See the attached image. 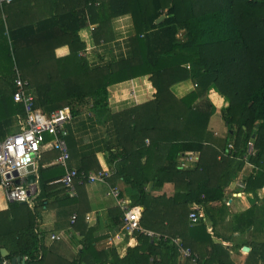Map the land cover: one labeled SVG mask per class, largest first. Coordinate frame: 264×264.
<instances>
[{
    "label": "trees",
    "instance_id": "trees-1",
    "mask_svg": "<svg viewBox=\"0 0 264 264\" xmlns=\"http://www.w3.org/2000/svg\"><path fill=\"white\" fill-rule=\"evenodd\" d=\"M25 2L32 10L38 7L42 17L23 10ZM5 13L6 22H0V134L3 121L24 118L23 106L13 98L17 67L44 113L69 107L74 117L92 113L111 119L115 139L106 148L107 166L132 191V204L143 208V228L181 238L205 264H234L228 250L213 243L205 221L191 226L189 214L199 204L217 225L226 189L245 167L250 141L256 155L250 159L252 174L243 179L244 191L264 205V0H13ZM125 15L132 17L136 31L133 57L91 68L86 48L110 40L112 20ZM91 24L96 25L93 33ZM63 47L68 53L59 56ZM145 75L157 91L154 100L111 113L109 88ZM188 83L193 88L178 96L176 87ZM211 91L228 104L221 111L228 130L223 141L210 130L216 112ZM188 152L199 153L198 161L182 168L180 160ZM78 170L89 172L83 165ZM167 184L174 185V193L156 194ZM52 196L57 197L51 202ZM33 199L25 207L12 203L10 211L16 208L21 218H7L10 211L0 214V264L14 257L27 258L26 264L46 263L39 214L51 203L67 218L71 206L78 211L70 226L80 232L83 247L65 264H182L174 245L139 232L127 234L137 245L124 256L115 244L100 248L79 207L82 200L61 184L41 182ZM215 201L223 202L218 210L208 206ZM21 208L29 213L27 224ZM111 214L122 231V212L118 208ZM247 217L254 218V209L238 218ZM252 225L250 220L247 227ZM204 244L211 247L208 257ZM3 248L10 253L5 259ZM257 249L264 250V244L253 253Z\"/></svg>",
    "mask_w": 264,
    "mask_h": 264
},
{
    "label": "crops",
    "instance_id": "crops-1",
    "mask_svg": "<svg viewBox=\"0 0 264 264\" xmlns=\"http://www.w3.org/2000/svg\"><path fill=\"white\" fill-rule=\"evenodd\" d=\"M7 4V2L0 0V22L2 20L6 22L5 6L7 7ZM22 9L33 11L35 19L42 17L38 7L32 10L26 2L22 5ZM95 28L96 25L91 24L89 26L92 33ZM111 30L112 38L110 40L100 39L99 42L93 41L86 48L84 56L91 68L104 67L133 57V38L136 36V31L132 17L125 15L113 19ZM67 53L68 49L65 47L57 50L59 56H65ZM192 88L193 85L191 83L178 85L176 93L178 96H183ZM109 91L110 109L113 114L153 101L157 92L149 75L118 83L111 86ZM210 100L216 108V112L211 118L210 130L215 131L218 137L224 135L227 131V128H224V131L222 129L224 121L221 117V111L228 104L215 91L210 92ZM217 116H219L220 120H216L215 117ZM22 125L23 118L20 119L19 117L3 121L4 130L0 134V141L4 140L8 135L18 132ZM68 130L69 166L71 168L79 169L83 165L89 168L91 172L110 170L106 162V148L115 139L113 123L110 118L95 116L92 113L82 114L73 118ZM217 140L220 141L219 137ZM49 141H51V137H47V142ZM93 156H96L97 160L93 159ZM56 158L57 153L49 150L45 145L35 166V174L37 176L36 196L40 192L41 182L46 183L48 186L61 184L59 181L63 178L65 171L55 164ZM83 160L85 161L83 162ZM98 164L99 167L101 166L100 169L97 168ZM252 171L253 168L244 167L239 177L226 189L225 211L216 215L217 225H213L212 221L207 219L205 209L202 212L205 223L208 225L212 235L213 243L221 244L225 247L234 264H264V250L257 249L253 253L254 247L259 248V245L264 244V205L262 201L258 202L251 194L246 193L245 189L239 186L243 179L252 174ZM79 186H82L79 188L81 192L77 189L78 196L75 198L82 200L79 207H83L85 222L89 229L93 230L92 236L96 239L97 245L100 248H107L109 239H112V245L115 244L119 255L124 256L129 247L137 245V241L128 239V235L123 230H120L119 225H116L111 212H118V206L116 199L111 195L110 187L118 188L122 197L128 199L131 198L132 191L122 181L114 178V175L109 179L108 184L97 183ZM164 192L167 194L174 193V185L167 184L164 188L158 190L156 194L159 195ZM261 196L264 198V192L261 193ZM56 197L52 196L51 202ZM34 204H37V202ZM25 206L26 204H20V207ZM208 206L218 210L223 206V202L215 201ZM11 208L12 203L8 201L6 192L0 184V214L10 211ZM70 208L74 209L71 217L74 214H78L76 206H71ZM251 208L254 209V218H238ZM23 210L28 215V218H24L25 224H27L29 213L25 209ZM64 210L67 211V208ZM9 213V216H18L20 212L14 208ZM64 214L65 212L62 214V211H60L59 205H53L52 203L40 209L39 228L45 233V247L47 250L45 264H65L83 247L80 232L75 231L74 227H71V217L67 218ZM250 220H253V225L249 229L247 225ZM54 234L62 235L63 240L59 242L51 241V236ZM244 248H249V250L245 251ZM6 251L8 252L7 249ZM210 251V245L204 244L202 253H205L206 257H208ZM8 254L10 255L9 252ZM22 259L25 260L24 258ZM5 261L8 262L7 260ZM8 263L11 264V261Z\"/></svg>",
    "mask_w": 264,
    "mask_h": 264
},
{
    "label": "built area",
    "instance_id": "built-area-1",
    "mask_svg": "<svg viewBox=\"0 0 264 264\" xmlns=\"http://www.w3.org/2000/svg\"><path fill=\"white\" fill-rule=\"evenodd\" d=\"M10 3L13 0H1ZM16 78L14 81L15 92L14 101L21 104L24 108L23 125L21 129L13 134L8 135L0 141V182L6 192L9 202L19 204H31V200L36 196L32 194V184L28 183L27 175L22 174L29 166L34 165L40 158L43 147L46 145L49 150L58 153L55 164L64 169L65 175L59 181L67 188L71 197H77V187L83 184H108L109 179L115 175V171L99 170L88 173L69 166L70 151L68 145L69 130L74 116L69 107L57 109L51 114L44 113L36 107V96L30 90L28 83L23 80L21 73L15 67ZM47 137L51 141L47 142ZM232 150L233 146L229 145ZM256 155V148L253 141L247 146L244 158L245 167L254 168L250 159ZM199 153L188 152L180 160L182 168H188L198 161ZM18 173V175H15ZM239 186L244 189L243 180ZM111 195L116 199L117 206L123 214L122 227L123 231L131 235L139 232L146 237L157 242L163 241L174 245L180 255L182 264H205L198 254H195L190 248L184 246L181 238H171L158 232L147 230L141 226L143 208L133 205L131 199L122 197L121 191L116 187H110ZM203 206L194 204L189 214L191 226L197 225L203 217ZM78 215L71 217V225L74 226ZM63 240L62 235L54 234L51 241L59 242ZM112 239H109V245H112ZM25 261L27 258H24ZM2 264H9L4 261Z\"/></svg>",
    "mask_w": 264,
    "mask_h": 264
},
{
    "label": "water",
    "instance_id": "water-1",
    "mask_svg": "<svg viewBox=\"0 0 264 264\" xmlns=\"http://www.w3.org/2000/svg\"><path fill=\"white\" fill-rule=\"evenodd\" d=\"M166 16L163 15L156 23L157 25H160L164 20H165ZM22 174H27V180H28V183L32 184V194L35 195L37 194V185H36V179H37V176L35 174V167L34 165H31L29 166L26 170H23L21 172ZM15 175H18V173H15ZM245 251H248L249 248H244ZM1 253H2V257L3 258H6L8 257V252L6 251V249H2L1 250ZM11 264H26V261L23 260L22 258L20 257H14L12 260H11Z\"/></svg>",
    "mask_w": 264,
    "mask_h": 264
},
{
    "label": "rangeland",
    "instance_id": "rangeland-1",
    "mask_svg": "<svg viewBox=\"0 0 264 264\" xmlns=\"http://www.w3.org/2000/svg\"><path fill=\"white\" fill-rule=\"evenodd\" d=\"M183 34H184L183 32L180 33V38H181L182 40L184 39ZM82 54H83V53H82ZM215 118H216V120H220L219 116H217V117H215ZM224 128H225V129L227 128L226 125H225V123H224V127H222L223 131H224ZM211 132H212V134L215 133V131H213V130H211ZM222 133H223V132H222ZM227 133H228V130L225 132L224 135L218 136L219 139L223 141V139H225V137L227 136ZM215 134H216V133H215ZM147 142H148V141H147ZM221 143H222V142H221ZM213 144H216V142H215V143L213 142ZM221 145H222V144H221ZM39 216H40V214H39ZM7 218H11V219L13 220V218H21V217H19V216H8ZM202 260H204V259H202Z\"/></svg>",
    "mask_w": 264,
    "mask_h": 264
}]
</instances>
